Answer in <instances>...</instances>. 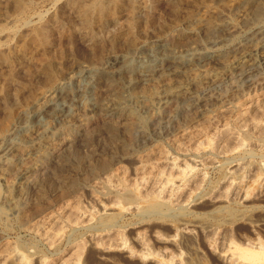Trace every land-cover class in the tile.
<instances>
[{
  "label": "rangeland",
  "instance_id": "374dc122",
  "mask_svg": "<svg viewBox=\"0 0 264 264\" xmlns=\"http://www.w3.org/2000/svg\"><path fill=\"white\" fill-rule=\"evenodd\" d=\"M95 1H20L22 5H26L24 11L29 17V24H21L20 28L13 32V35L11 34L12 36L7 33L0 35L1 136L14 125L20 112L22 113L34 101L41 98L42 94L57 81L67 80L79 65H101L111 54H122L123 50L126 52L135 45L141 46L146 42L153 43L161 37H168L175 29H186V23L190 19L199 20H195L190 30H200L204 20L209 18H213L218 23L226 20L234 21L240 26V34L237 32L236 35L242 36V31L246 27L244 16L254 13L260 7L259 5L264 4V0H256L253 4L247 5L248 7L245 6L246 9L244 7L240 12H236L235 7L240 6L244 0H102L105 6L104 12L108 9L109 11L107 12L108 18L106 19L107 14L105 13L106 17L101 19L99 7L96 6ZM132 3L139 6L137 21L134 22L133 20L126 21L127 16L125 17ZM15 5V0H0V25L7 24L6 14L17 11ZM74 7L76 8L73 9ZM128 23L131 24V29L134 28L133 33L130 32L131 29H128L130 28ZM223 34L225 39L223 42H226L223 44L231 42L233 36ZM204 35V32L200 34L199 40L197 39L199 43L196 39L191 40L194 38H185L182 40L184 44L181 43L178 49L184 50V46H188L189 43L190 46L199 49L210 47L207 42L208 37ZM262 51L255 50L249 59H252L251 56L261 59ZM202 69L211 75L225 71L218 64H209ZM229 70L227 75L235 78V82H227L222 89L206 92L202 98L200 111L194 112L191 109L179 114L175 120L158 131H151L144 143L128 147L126 145L127 132L121 129L113 135L109 132H103L101 136L94 133V135L89 134L92 137L88 138L86 144L82 146L73 144L67 148L61 159L59 157L58 160L49 162L46 173L41 172L43 176L38 173L41 176L40 184L35 186L38 195L34 193L33 200L29 201L30 203H27L25 207L26 215L33 217L29 223L21 227L15 218H0V255L5 253V250L9 249L12 244L22 242L28 247L36 246L40 250L45 258L43 264H73L80 254L81 258L78 263L85 264L87 261L88 264H99L93 250L90 249L92 240L90 237L99 231H94V229H88V231L87 228L81 227L82 229L78 228L79 230L73 232L71 226L73 224L81 226L89 219L96 220L101 213L100 205L115 208L127 203V200L119 197L120 192L116 195L114 188H122L121 192L124 193L127 188L129 191L130 189L135 191L136 188L139 194L149 198L159 194L160 200L166 199L174 207L196 196L207 194L208 191L210 198L220 199L225 198L226 195H232L233 188L222 181L219 184L222 171L219 166L221 160L228 156L237 159L233 156L241 150H247L253 157L250 154L243 155L240 158L243 160L238 159L237 161H245L246 158V162L252 164L257 163L258 160L264 163V142L260 141L264 137V62L261 61L259 68L253 73L242 74L238 69L236 70V65H232ZM51 80L56 82L51 83ZM104 96L108 97V94L105 93ZM67 98H65L67 102L72 100V97ZM54 122L58 126L61 123L58 118ZM20 125L21 123H16V128ZM182 127L186 129L182 130ZM91 132H93L92 129L88 133ZM44 154L43 149H40L36 153L31 152L27 158L31 163L37 162ZM184 168L188 172L192 168L187 182H183V176H180V170ZM169 178L175 180V186H170L161 193V185ZM247 180L250 181L251 177H247ZM5 182L7 183L6 177L0 174L2 188L5 187ZM85 182L89 185L88 189L83 188ZM213 186L218 187L215 192L211 189ZM248 196L246 198L240 195L237 200L250 205L251 209H254L252 215L258 212L264 213L260 209L264 208L262 207L264 206V187L260 191L252 190ZM209 208H211L209 205L203 204L193 209L206 212ZM149 219L145 218L142 221L137 215L127 214L120 218L117 227L105 232L106 234L103 232V235L98 233L93 239L99 245H107L119 234L128 247L134 251H141L142 246L135 240L136 234L140 233L148 243L147 247L151 252L164 259L182 253L183 259L186 260L184 243L180 246L165 243L167 247H164V243H161V239L156 234L158 230L162 236H165L164 238H167L175 231L168 224ZM119 230L122 232L117 234ZM53 235L54 237H51ZM195 235L196 245L203 251L208 263L221 264L217 257L208 250L203 236L199 232H195ZM254 238H259L264 243V230L259 229L253 232L248 225L242 223L233 226L229 235L230 240L245 246L252 245L247 239ZM178 239L180 241L181 237L178 236ZM217 241L221 247L224 242H228V239L220 240L219 236ZM165 251L168 253L166 254ZM31 264L42 263L33 260ZM128 264L135 263L129 262Z\"/></svg>",
  "mask_w": 264,
  "mask_h": 264
},
{
  "label": "bare ground",
  "instance_id": "6f19581e",
  "mask_svg": "<svg viewBox=\"0 0 264 264\" xmlns=\"http://www.w3.org/2000/svg\"><path fill=\"white\" fill-rule=\"evenodd\" d=\"M20 1L15 0L17 9L15 13L6 14L5 21L7 24L0 25V35L5 33L11 35L20 28L21 24H29V17L24 11L26 5H22ZM254 2L256 0H244L240 6L235 7V10L240 12L241 8ZM95 3L99 7L100 17L103 19L109 9L104 12L105 6L102 0H96ZM132 4V6L129 5L125 17L129 18L126 21L133 20L134 22L139 6ZM259 6L254 13L244 16L246 27L244 26L240 37L236 35L237 32L240 34V26L234 21L226 20L218 23L213 18H209L204 20L200 30H190L195 20H198L190 19L187 21L184 30L175 29L170 35L167 34L168 37H161L156 42L141 43L143 45H135L126 52L123 50L124 53L122 54H111L106 62L103 61L105 63L102 62L101 65H79L76 71L74 70L73 74L65 81L55 83V79L51 80V83L54 82L55 84L43 93L41 98L34 101L22 113L20 112V115L15 117L14 125L8 130L5 128L7 131L2 134L3 136L0 135V174L4 175L7 180L4 188L0 185V218L12 217L16 219L19 226H26L33 217L26 215L25 207L27 203L29 204L33 200L34 193L37 194L35 186L41 180L38 173L41 175V172L46 173L49 162L58 160L59 157L61 159L68 147L73 146V144L81 146L86 144L88 138L92 137L89 134L94 135L95 133L101 136L103 132H109L113 135L121 129L127 132V136L125 135L126 145L128 147L138 146L147 141L151 131H158L175 120L179 114L191 109L194 112L200 111L202 98L206 92L222 89L227 82H235V78L227 75V71L232 65H236V70L238 69L242 74L257 71L259 63L264 62V4ZM128 25L131 24L128 23ZM128 29H131V26ZM133 29H131V33H133ZM167 29L169 28L167 27ZM202 32L205 33V37H208L207 42H209L210 47L204 46L205 48L201 49L200 47L199 49L190 46L189 43L187 45L190 47L184 46L183 48L182 46L180 48L184 50L178 49L179 45L184 42L182 40L187 37L194 38L191 40H199ZM223 33L233 36L231 42L223 44L226 43L223 42L225 41ZM259 49L263 50L261 59H255L253 56H251L252 59H249L250 55ZM209 64L221 65L225 71L211 75L202 69ZM105 93L108 94V97L104 96ZM66 97H68L67 99L72 97V100L67 102ZM8 104L10 103L8 102ZM146 114L148 116H145ZM56 118L61 122L59 126L54 122ZM16 123H21L19 128H16ZM91 129L93 132L88 133ZM185 129L182 127V130ZM260 141L264 142V137ZM30 143L33 144L30 145ZM40 149H43L44 156L37 162H29L27 156ZM248 154L251 155L250 151L241 150L233 156L237 159L228 156L221 160L222 162L219 161V166L222 168L220 169L222 171L219 184L222 181V183L233 188L232 195H226L225 198L220 199L210 198L207 190V194L196 196L180 204V206L174 207L168 200H160L159 194L150 195L152 197L149 198L139 194L136 188L135 191L130 189L131 195L128 193L129 188L125 193L121 192L122 188H114L116 195L120 192L119 197L122 200H127V203H124L122 207L115 208L100 205L101 213L96 220L89 219L81 226L73 224L72 230L74 232L82 227L87 228V230L94 229V231H99L97 234L102 233L101 235H103L105 232L114 229L118 221L120 222V218L132 213V215L139 216L142 221L145 218H150L149 220L153 219L162 224H168L175 231L173 235L167 238H164L165 236H162L158 230L156 231L157 237L161 239V243H164V247H167L165 243L177 246L184 243L185 247L186 260L183 259L182 253L164 259L148 249V243L145 242L140 233L136 234L135 240L142 246L143 250L134 251L127 246L121 236L119 237L118 233L122 232L121 230L116 231L118 237L107 245H99L93 239L97 235L95 232V235L90 237L92 239L90 249L93 250L99 264H128L129 262L135 264L137 262L140 264H209L203 251L196 245L195 232H199L203 236L208 250L217 257L221 264H264V243L259 238L247 239L252 244L249 246L238 244L229 239L231 228L237 224L248 225L253 232L259 229L264 230V213L258 212L252 215L254 209L252 210L250 205L237 200L240 195L248 198L252 190L260 191L264 187L263 161L260 160L259 162L258 160L257 163L252 164L246 162L245 157V161H237L242 158L241 156ZM57 165H59L58 162ZM58 171L60 172V169ZM191 171L192 168L189 172ZM189 172L186 168L180 170L183 182H187ZM73 176L75 178V175ZM247 177H251V180H247ZM170 186H175L173 178L167 179L161 185L160 192L166 191ZM217 186H213L211 189L215 192ZM83 188L88 189V183L84 184ZM203 204H207L211 208L206 212H198L193 209ZM260 209L264 212V208ZM178 236L181 237V242ZM219 236L220 240L228 239V242H224L221 247L217 244ZM165 253L167 254L168 251ZM79 256L81 254L78 255L79 260L76 257L73 264H80V262L78 263L81 258ZM33 260L42 264L45 262V258L36 246L28 247L22 242L12 244L9 249L5 250V253L0 255V264H31ZM85 264L88 262L86 261Z\"/></svg>",
  "mask_w": 264,
  "mask_h": 264
}]
</instances>
